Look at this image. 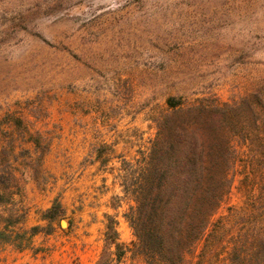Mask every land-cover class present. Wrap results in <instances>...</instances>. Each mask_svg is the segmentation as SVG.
Masks as SVG:
<instances>
[{
  "label": "rangeland",
  "instance_id": "374dc122",
  "mask_svg": "<svg viewBox=\"0 0 264 264\" xmlns=\"http://www.w3.org/2000/svg\"><path fill=\"white\" fill-rule=\"evenodd\" d=\"M261 88L264 0H0V169L17 155L9 146L13 132L22 144L19 165L33 168L45 157L29 156L31 138L52 158L41 175L48 191L33 192L30 184L26 194L7 179L0 211L32 207L35 214L56 199L66 207L55 232L36 238L44 252L10 256L9 264H97L105 248L103 213H116L106 206L112 196L121 205V242L133 241L122 215L133 202L119 199L120 180H95V168L81 163L85 139L92 151L116 141L126 152L154 136L169 96L186 106L224 104ZM247 124L246 132L233 134L237 148L246 150L232 191L212 217L205 264H260L264 256V249L253 252L264 236V189L251 178L246 145L254 148L255 129ZM4 250L0 258L7 260L13 252Z\"/></svg>",
  "mask_w": 264,
  "mask_h": 264
},
{
  "label": "trees",
  "instance_id": "16d2710c",
  "mask_svg": "<svg viewBox=\"0 0 264 264\" xmlns=\"http://www.w3.org/2000/svg\"><path fill=\"white\" fill-rule=\"evenodd\" d=\"M166 104L154 136L144 139L134 157H122V165L110 169L122 186L119 199L128 197L133 202L122 215L134 239L130 244L121 242L116 215L105 214V248L97 264H123L126 257L132 264L137 260L143 264H205L212 217L232 191L240 152L246 150L237 148L233 134L246 132L248 120L255 129L254 148L246 145L252 152L251 178L261 193L264 189L263 88L235 103L204 101L186 106L181 97L169 96ZM6 166V171L0 169L2 203L7 199L1 191L7 188V179L13 180L14 171L10 163ZM27 215L26 207L0 211V244L29 247L35 235L55 232L66 209L56 199L41 211L45 225L24 229L20 225ZM199 243H203L201 251L196 250ZM254 244L253 252L258 255L264 249V236L259 234ZM258 260L262 264L264 256Z\"/></svg>",
  "mask_w": 264,
  "mask_h": 264
},
{
  "label": "crops",
  "instance_id": "0c3cea01",
  "mask_svg": "<svg viewBox=\"0 0 264 264\" xmlns=\"http://www.w3.org/2000/svg\"><path fill=\"white\" fill-rule=\"evenodd\" d=\"M26 142H27V145H29V147H28L29 149H27L29 156L32 157V155H34V154L40 155L41 153L43 156H45V157L40 158L41 160H40L39 164L36 167L31 168L29 166L19 165V163L16 162V160L18 161L17 148L19 146H21L22 144L21 145L19 144V140L17 139L14 132L12 133V138L10 139L9 146H10V144L13 143V147H10V148H13L14 149L13 153L17 152V155L13 154L11 158H8V160L5 159L6 160L5 164L10 163L14 167L12 178L15 181L16 186H20V188H22V190L24 187V191L26 192V194H27L26 187L30 186V184L33 186L35 185L33 192H36L37 191L36 187H39V190L41 192L46 193L48 191L47 190L48 184L43 182V181H45V178H42L43 176H41V175L45 174L47 166H50L49 164H50V161L52 159L51 158V150L47 149V150H45V152H43V151L41 152V146H39V142L35 139H32V138L26 140ZM85 144L86 145L80 147L81 151L83 152L81 154L80 161L87 168V170L90 168H95L94 172L91 173L92 177L95 178V180L100 178L101 181H103L105 184L109 180V176H112L115 179V181H117V179L114 176L115 173L110 172L111 167L113 165H119L121 162V158L127 157V154L130 155V158L134 157L135 154H133V153L136 151V149H138L141 146V143L137 145L135 142H133L134 145L131 143L129 148L127 147L126 152H122V151L118 150V144L119 143L116 141H113L110 144L105 142V145H102V146L100 145L98 147H95V150L92 151V150L88 149L86 139H85ZM4 146L6 147V149H8L7 145H2L1 149H4L3 148ZM133 146H134V148H133ZM3 151L6 152V150H3ZM130 158H128V159H130ZM18 166H20V167H18ZM21 185H22V187H21ZM105 188H107V190L105 189L104 192L108 193L110 191L109 187H105ZM17 193H21V191L17 192ZM21 195L23 197H25V195L23 193H21ZM113 197L114 196H112L111 198L113 199ZM26 198H27V195H26L25 199ZM112 199L110 200V202L106 206L109 209L115 210L116 213L112 214V213H110L109 210L104 211L103 216H104L105 230H106V222H107V220L105 218V214L116 215L117 219H119V217H120V213H118V210L120 208H118V209L114 208L113 204L111 203ZM53 202L49 207H46V208L44 207V208L38 209L37 211H35V214L33 213L32 207L30 209L26 207L28 210L27 219L20 226H22L24 229H29L30 227H32L34 225H45L47 223V221L42 219L41 211L50 208L53 205ZM64 207H65V205H64ZM34 217L36 218L35 219L36 222H34L33 224H30V222L33 220L32 218H34ZM50 235H52V234H50ZM50 235H47L45 233H39V234L35 235L33 237L32 244L29 247L24 248V249H17L13 245H10V244H3V245L0 244V246L2 248L5 247L4 251H6V252L9 251L10 253L13 252V254L8 255L7 260L4 257L3 259L0 258V261L5 260L6 263L9 264L11 261L10 256H13L12 260H15L22 255L28 254L27 252H31L30 256H32L33 254L35 256H38L41 252H44V251L41 247H38V245L36 244V238L40 237V236H44V237L48 236L49 237ZM104 236H105V231H104Z\"/></svg>",
  "mask_w": 264,
  "mask_h": 264
},
{
  "label": "bare ground",
  "instance_id": "6f19581e",
  "mask_svg": "<svg viewBox=\"0 0 264 264\" xmlns=\"http://www.w3.org/2000/svg\"><path fill=\"white\" fill-rule=\"evenodd\" d=\"M65 221V220H64ZM63 222V221H62ZM66 222V221H65ZM67 223V222H66ZM63 225V224H62ZM65 227V226H64Z\"/></svg>",
  "mask_w": 264,
  "mask_h": 264
},
{
  "label": "water",
  "instance_id": "95a60500",
  "mask_svg": "<svg viewBox=\"0 0 264 264\" xmlns=\"http://www.w3.org/2000/svg\"><path fill=\"white\" fill-rule=\"evenodd\" d=\"M67 222V220H65Z\"/></svg>",
  "mask_w": 264,
  "mask_h": 264
}]
</instances>
